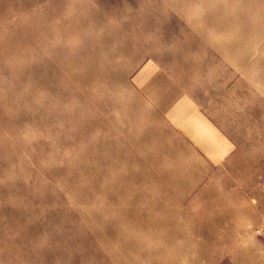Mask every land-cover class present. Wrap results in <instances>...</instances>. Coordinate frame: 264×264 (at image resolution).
<instances>
[{
  "label": "rangeland",
  "instance_id": "obj_1",
  "mask_svg": "<svg viewBox=\"0 0 264 264\" xmlns=\"http://www.w3.org/2000/svg\"><path fill=\"white\" fill-rule=\"evenodd\" d=\"M262 53L264 0H0V264H264V162L181 105Z\"/></svg>",
  "mask_w": 264,
  "mask_h": 264
},
{
  "label": "crops",
  "instance_id": "obj_2",
  "mask_svg": "<svg viewBox=\"0 0 264 264\" xmlns=\"http://www.w3.org/2000/svg\"><path fill=\"white\" fill-rule=\"evenodd\" d=\"M251 64L226 89L216 85L220 80H214V87L207 89L212 100L206 110L196 112L185 97L181 103L183 107L189 104L190 112L182 121L185 133L193 136V145L204 157L213 156L222 165L229 163L233 168L219 177H224V187L229 185L230 190L241 185L236 191L243 194L253 176L247 167L264 162V53Z\"/></svg>",
  "mask_w": 264,
  "mask_h": 264
}]
</instances>
